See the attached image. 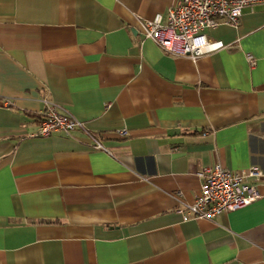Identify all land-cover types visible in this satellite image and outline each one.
<instances>
[{
	"label": "crops",
	"instance_id": "1",
	"mask_svg": "<svg viewBox=\"0 0 264 264\" xmlns=\"http://www.w3.org/2000/svg\"><path fill=\"white\" fill-rule=\"evenodd\" d=\"M178 1L0 0V264H264V2L193 59L141 30ZM50 106L85 128L33 136ZM218 163L259 197L181 213Z\"/></svg>",
	"mask_w": 264,
	"mask_h": 264
},
{
	"label": "built area",
	"instance_id": "2",
	"mask_svg": "<svg viewBox=\"0 0 264 264\" xmlns=\"http://www.w3.org/2000/svg\"><path fill=\"white\" fill-rule=\"evenodd\" d=\"M264 0H179L168 10L167 20L157 14L154 19L141 24L142 33L153 39L165 52L186 55L193 59L227 48L222 41L210 38L206 30L225 21L238 24L245 8L251 10ZM252 67L256 58L247 54ZM85 128L83 121L68 112H60L54 106L41 112L39 128L33 136H48L53 131L70 133ZM94 146L106 149L100 139L94 138ZM200 193L195 200L181 208L184 215L194 218L213 219L223 212L247 206L259 197L255 183L248 180L259 178L257 166L234 170L221 164L205 166L199 173Z\"/></svg>",
	"mask_w": 264,
	"mask_h": 264
}]
</instances>
